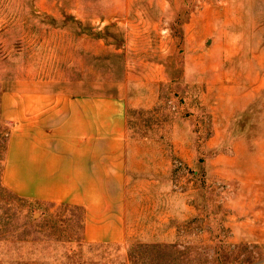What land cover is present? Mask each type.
Returning a JSON list of instances; mask_svg holds the SVG:
<instances>
[{
    "label": "rangeland",
    "instance_id": "obj_1",
    "mask_svg": "<svg viewBox=\"0 0 264 264\" xmlns=\"http://www.w3.org/2000/svg\"><path fill=\"white\" fill-rule=\"evenodd\" d=\"M39 93L106 99L141 164L168 153L163 196L140 184L123 242H90L82 206L3 185ZM0 264H264V0H0Z\"/></svg>",
    "mask_w": 264,
    "mask_h": 264
},
{
    "label": "crops",
    "instance_id": "obj_2",
    "mask_svg": "<svg viewBox=\"0 0 264 264\" xmlns=\"http://www.w3.org/2000/svg\"><path fill=\"white\" fill-rule=\"evenodd\" d=\"M206 18L199 17L198 23L206 22ZM214 23L216 20L210 18L215 32ZM219 38L214 39L215 53L224 50ZM34 96V103L30 102L32 97L25 99L19 109V125L10 134L3 185L25 199L82 206L86 212L85 236L90 242H123L127 237L123 212L128 205L139 218V198L135 197L140 195V184L163 196L171 170L168 153L160 152V162L154 164L158 167L141 164L138 152L132 153L129 140L123 139V110L108 123L106 99L90 94ZM156 143L160 144L145 142Z\"/></svg>",
    "mask_w": 264,
    "mask_h": 264
}]
</instances>
